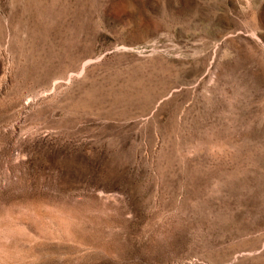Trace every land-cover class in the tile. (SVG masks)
Instances as JSON below:
<instances>
[{"label":"rangeland","instance_id":"rangeland-1","mask_svg":"<svg viewBox=\"0 0 264 264\" xmlns=\"http://www.w3.org/2000/svg\"><path fill=\"white\" fill-rule=\"evenodd\" d=\"M0 264H264V0H0Z\"/></svg>","mask_w":264,"mask_h":264},{"label":"bare ground","instance_id":"bare-ground-1","mask_svg":"<svg viewBox=\"0 0 264 264\" xmlns=\"http://www.w3.org/2000/svg\"><path fill=\"white\" fill-rule=\"evenodd\" d=\"M32 2H33V1H32ZM29 3H30V2H29ZM33 3H34V2H33ZM37 15H38V14H37ZM42 25H43V24H42ZM61 25H63V24H61ZM39 26H40V25H39ZM45 27H46V26H45ZM45 27L43 26V29H44ZM49 27H50V26H49ZM37 28H38V27H37ZM37 28H36V29H37ZM41 28H42V27H40V30H41ZM52 28L54 29V27H52ZM52 28H49V29H52ZM63 28H66V27H63ZM63 28H62V29H63ZM38 29H39V28H38ZM38 29H37L36 31H38ZM45 29H46V28H45ZM33 30H34V29H33ZM43 31H46V30H43ZM52 31H53V30H52ZM56 31H57V30H56ZM34 32H35V31H34ZM34 32H33V33H34ZM48 32H49V31H48ZM50 32H51V30H50ZM54 32H55V31H54ZM31 33H32V32H31ZM38 33H39V32H38ZM55 33H57V32H55ZM55 33H54V34H55ZM58 33H59V32H58ZM60 33H61V32H60ZM60 33H59V34H60ZM47 34H48V33H47ZM59 34H58V35H59ZM35 35H37V34H35ZM39 35H40V34H39ZM42 35H43V33H42ZM63 35H64V34H63ZM63 35H62V36H63ZM46 36H49V35H46ZM53 36H54V35H53ZM59 36H60V35H59ZM38 37H40V36H38ZM33 38H34V36H33ZM58 38H59V37H58ZM63 38H64V37H63ZM63 38H61V39H63ZM35 39H36V37H35ZM52 39H53V38H52ZM54 39H55V37H54ZM33 40H34V39H33ZM39 40L41 41V38H39ZM56 40H57V37H56ZM35 41H36V40H35ZM40 41H38L39 44L42 43V42H40ZM42 41H43V40H42ZM45 41H48V40H45ZM51 41H52V40H51ZM30 42H31V41H30ZM48 42H49V41H48ZM55 42H56V41H55ZM60 42H61V41H60ZM49 43H50V42H49ZM35 44H36V42H35ZM55 44H56V43H55ZM57 44H59V43H57ZM43 45H44V44H43ZM43 45H42V46H43ZM49 45H51V44H49ZM59 45H60V44H59ZM47 46H48V45H47ZM53 46H54V45H53ZM60 46H61V45H60ZM36 47H37V46H36ZM48 47H49V46H48ZM32 48H33V47H32ZM46 48H47V47H46ZM50 48H51V47H50ZM48 49H49V48H48ZM31 50H32V49H31ZM41 50H42V49H41ZM49 50H50V49H49ZM28 55H29V54H28ZM38 55H39V54H38ZM41 55H42V54H41ZM41 55H40V56H41ZM44 55H45V54H44ZM46 55H48V54L46 53ZM24 56H25V55H24ZM34 57H35V56H34ZM42 57H43V56H42ZM27 58H28V57H27ZM47 58H48V57H47ZM29 59H30V58H29ZM29 59H28V60H29ZM43 59H45V58H43ZM39 60H40V59H39ZM32 61H33V60H32ZM38 62H40V61H37L36 63H38ZM31 63H32V62H31ZM31 66H32L33 68L35 67L34 65H31ZM39 66H40V65H39ZM39 66H38V67H39ZM44 67H45V66H44ZM44 69H45V68H44ZM47 69H48V68H47ZM47 69H46V70H47ZM31 70H32V69H31ZM31 70H30V71H31ZM47 71H48V70H47ZM38 72H39V71H38ZM44 72L46 73L45 70H44ZM44 72H42V73H44ZM117 72H118V71H117ZM133 72H134V71H133ZM26 73H27V72H26ZM32 73H33V72H32ZM48 73H49V71H48L46 74L48 75ZM130 73H132V71H131ZM30 74H31V72H30ZM49 74L51 75V73H49ZM114 74H115V72H114ZM120 74H121V73H120ZM128 74H129V73H128ZM136 74H137V73L135 72V75H136ZM26 75H28V73H27ZM41 75H42V74H41ZM117 75H118V74H117ZM137 75H139V74H137ZM119 76H121V75H119ZM132 76L134 77V74H133ZM115 77H116V76H115ZM136 77H137V76H136ZM116 78H117V77H116ZM131 78H132V77H131ZM138 78H139V77H138ZM113 79H114V78H113ZM119 79H120V78H119ZM132 79L134 80V78H132ZM121 80H122V79H121ZM128 80H129V79H128ZM138 80H139V79H138ZM143 80H144V79H143ZM145 80H146V79H145ZM147 80H148V79H147ZM151 80H152V78H151ZM124 81H125V80H124ZM124 81H123V82H124ZM141 81H142V80H141ZM141 81H140V82H141ZM129 82H133V81H129ZM129 82H128V83H129ZM151 82H153V81H151ZM112 83H113V82H112ZM124 83H125V82H124ZM124 83H122V85H123ZM141 83H145V81H142ZM141 83H140V84H141ZM146 83H147V82H146ZM146 83H145V84H146ZM148 83H149V82H148ZM97 84H98V83H97ZM129 84H130V83H129ZM129 84H127L126 86H128ZM138 84H139V82H138ZM146 85H147V84H146ZM154 85H155V84H154ZM90 86H91V85H90ZM108 86H109V85H108ZM112 86H113V85H112ZM130 86H131V84H130ZM135 86H136V85H135ZM148 86H149V84H148ZM148 86H147V87H148ZM113 87H114V86H113ZM120 87H121V86H120ZM133 87H134V86H133ZM133 87H131V89H132ZM136 87H137V86H136ZM139 87H140V86H139ZM143 87H144L143 90L147 89V88H145V87H146L145 85H144ZM143 87H142V88H143ZM149 87H152V88H153L154 86H151V85H150ZM149 87H148V88H149ZM108 88H109V87H108ZM108 88H107V89H108ZM110 88H111V87H110ZM140 88H141V87H140ZM142 88H141V89H142ZM152 88H151V89H152ZM155 88H157V87H155ZM107 89H106V90H107ZM123 89H124V87H123ZM141 89H140V90H141ZM95 90H96V89H95ZM101 90H102V91H105V90H103V89H101ZM120 90H121V89H120ZM120 90H119V91H120ZM128 90H130V89H128ZM134 90H135V88H134ZM134 90H132V91H134ZM136 90H138V92L140 91L139 89H136ZM152 90H153V89H152ZM152 90L149 89V90H147V91H148V92H151ZM155 90H156V89H155ZM155 90H154V91H155ZM87 91H88V90H87ZM91 91H92V90H91ZM91 91H90V92H91ZM96 91H97V90H96ZM108 91H109V90H108ZM108 91H107V92H108ZM110 91H111V90H110ZM114 91H115V90H114ZM114 91H113V92H114ZM119 91H117V92H119ZM122 91H123V90H122ZM132 91H128V92H130V94H131ZM100 92H101V91H100ZM107 92H105V93H107ZM120 92H121V91H120ZM134 92H135V91H134ZM156 92H157V91H156ZM96 93H97V92H96ZM96 93H95V94H96ZM98 93H99V89H98ZM98 93H97V94H98ZM152 93H153V92H152ZM87 94H88V92H87ZM95 94H94V96H97V95H95ZM103 94H104V92H103ZM107 94H108V93H107ZM107 94H105V95H107ZM111 94H112V93H111ZM111 94H110V96H111ZM113 94H114V93H113ZM121 94H122V92H121ZM124 94H125V93H124ZM144 94H145V91H144ZM144 94L142 93V95H144ZM146 94L148 95L147 92H146ZM149 94H150V93H149ZM153 94H154V93H153ZM155 94H156V93H155ZM119 95H120V94H119ZM122 95H123V94H122ZM139 95H140V92H139ZM87 96H88V95H87ZM100 96L103 97V95H100ZM112 96H113V95H112ZM112 96H111V97H112ZM114 96H115V95H114ZM124 96H125V95H124ZM127 96H131V95H127ZM136 96H137V95H136ZM140 96H141V95H140ZM155 96H156V95H155ZM92 97H93V95H92ZM120 97H121V95H120ZM131 97H133V95H132ZM141 97H143V96H141ZM82 98H83V97H80V100H81ZM90 98H91V97H90ZM90 98H89V99H90ZM93 98H94V97H93ZM97 98H98V97H97ZM107 98H108V97H107ZM114 98H117V97H114ZM134 98H135V97H134ZM138 98H140V97H138ZM145 98H146V97H145ZM149 98H150V97H149ZM152 98H153V97L150 98L151 101H152ZM101 99H103V98H101ZM101 99H99V100H101ZM108 99L110 100V98H108ZM118 99H120V98H118ZM121 99H122V98H121ZM121 99H120V100H121ZM125 99H126V97H125ZM130 99H131V98H130ZM78 100H79V99H78ZM97 100H98V99H97ZM123 100H124V98H123ZM127 100H129V98H127ZM133 100H134V99H132V101H133ZM137 100H138V99H137ZM82 101H83V102L80 103V106H81L82 108H84L85 111H86V110H87V111H88V110H91V107H92L91 102H90L91 100H90L89 102H86V100L84 101V99H82ZM103 101H104V100H103ZM106 101H107V100H106ZM115 101H117V99H116V100H113V104H114ZM121 101H122V100H121ZM138 101H139V100H138ZM142 101H143V100H142ZM151 101H149V103H150ZM92 102H93V101H92ZM140 102H141V101H140ZM143 102H144V101H143ZM152 102H153V101H152ZM75 103H76V102H75ZM77 103H78V102H77ZM118 103H119V101H118ZM126 103H127V102H126ZM126 103H125V104H126ZM141 103H142V102H141ZM145 103H147V102H145ZM78 104H79V103H78ZM95 104H96V103H94L93 107L95 106ZM103 104H104V103H103ZM105 104H106V103H105ZM122 104H123V103H122ZM130 104H131V103H130ZM101 105H102V104H101ZM109 105H110V103H109ZM111 105H112V104H111ZM116 105H117V103L115 104V106H116ZM143 105H144V108L146 109L145 104H143ZM147 105H148V103H147ZM149 105H150V104H149ZM97 106H98V104H96V107H97ZM112 106H113V105H112ZM123 106H126V105H123ZM129 106H130V105L127 106L128 109H129ZM131 106H133V105H131ZM141 106H142V104H141ZM141 106H140V107H141ZM74 107H75V106L73 105V108H74ZM101 107H102V106H101ZM106 107H107V106H106ZM106 107H105V108H106ZM113 107H114V106H113ZM133 107H134V106H133ZM136 107H137V109H138V106H135V108H136ZM149 107H150V106H149ZM76 108H77V107H76ZM94 108H95V107H94ZM114 108H115V107H114ZM116 108H117V107H116ZM120 108H121V107H120ZM122 108H123V107H122ZM130 108H131V107H130ZM77 109H78V108H77ZM101 109H103V108H101ZM109 109H110V108H109ZM141 109H143V108H141ZM147 109H148V108H147ZM78 110H79V109H78ZM93 110H94V109H93ZM125 110H127V108H126V109L119 110V111H118V109H117V111H118L119 113H120V111H122L123 113L121 112V114H123V115H125V113H124ZM133 110H134V109H133ZM71 111H72V110H71ZM74 111L76 112V110H74ZM107 111H108V110H107ZM109 111H111V110H109ZM78 112L81 113V111H78ZM88 112H89V111H88ZM88 112H87V113H88ZM91 112H92V111H91ZM104 112H105V110H104ZM104 112H103V113H104ZM127 112H128V110H127ZM130 112H132V110H131ZM142 112H143V111H142ZM145 112H146V111H145ZM84 113H85V112H84ZM109 113H110V112H109ZM136 113H137V111H136ZM95 114H96V113H95ZM115 114H116V113H115ZM121 114H120V115H121ZM80 115H81V114H80ZM89 115H90V114H89ZM96 115H97V114H96ZM126 115H127V114H126ZM85 116H86V115H85ZM98 116H99V115H98ZM116 117H117V115H116ZM122 117H123V116H122ZM114 118H115V116H114ZM126 118H127V116H126ZM116 119H119V117L116 118Z\"/></svg>","mask_w":264,"mask_h":264}]
</instances>
